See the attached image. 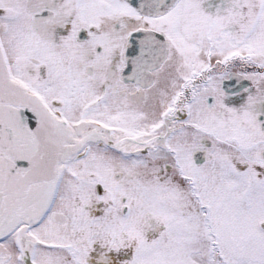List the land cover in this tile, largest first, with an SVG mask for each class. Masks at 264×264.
<instances>
[{
    "label": "snow or ice",
    "instance_id": "snow-or-ice-1",
    "mask_svg": "<svg viewBox=\"0 0 264 264\" xmlns=\"http://www.w3.org/2000/svg\"><path fill=\"white\" fill-rule=\"evenodd\" d=\"M0 264H264V0H0Z\"/></svg>",
    "mask_w": 264,
    "mask_h": 264
}]
</instances>
